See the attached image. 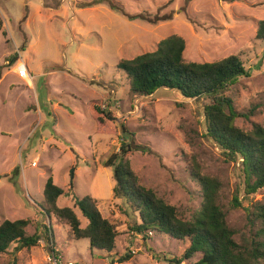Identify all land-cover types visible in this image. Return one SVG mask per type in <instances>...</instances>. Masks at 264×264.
Segmentation results:
<instances>
[{
  "label": "rangeland",
  "instance_id": "obj_1",
  "mask_svg": "<svg viewBox=\"0 0 264 264\" xmlns=\"http://www.w3.org/2000/svg\"><path fill=\"white\" fill-rule=\"evenodd\" d=\"M92 0H0V60L16 54L31 73L27 86L13 70L0 78V222L27 219L28 235L40 224L51 225L58 260L50 257L43 239L29 248L0 255V264H112L118 253H130L119 264H171L188 242L164 233L147 232L146 240L129 228L138 221L121 198L112 195V167L104 161L116 152L123 135L119 127L105 131L89 107L101 102L133 133L126 153L132 170L146 187L154 188L180 210L199 205V186L189 173L196 161L203 174L221 181L220 197L235 239L252 232L245 206L264 203V187L236 208L243 197L239 160L231 161L203 136V105L210 99H185L179 92L158 88L151 95L129 91L119 59L152 51L171 34L185 41L186 61H215L237 54L247 75L225 94L237 116L235 125L250 130L264 121V41L255 38L264 19V0H114L129 19L106 2ZM24 45V50L21 49ZM89 104V107H88ZM141 146V147H137ZM143 146L148 151L142 152ZM36 164L31 162L36 159ZM72 170V171H71ZM72 175V178H70ZM51 176L65 194L60 207H73V197L90 195L101 215L115 224L116 247L111 253L90 249L87 239L71 240L67 226L43 211V185ZM237 193V194H236ZM85 225V219L74 208ZM199 253L180 264H192Z\"/></svg>",
  "mask_w": 264,
  "mask_h": 264
},
{
  "label": "trees",
  "instance_id": "obj_2",
  "mask_svg": "<svg viewBox=\"0 0 264 264\" xmlns=\"http://www.w3.org/2000/svg\"><path fill=\"white\" fill-rule=\"evenodd\" d=\"M108 3L109 7L129 19L145 18L141 14L127 15L120 4L114 0H92L79 5ZM0 18V28H1ZM255 38L264 41V19L257 22ZM24 50V45H21ZM184 39L171 34L159 40L155 49L143 52L130 59H119L116 68L126 74L129 91L134 95L147 96L158 88H167L179 92L185 99H210L203 105V136L220 148L227 159L239 160V172L242 176L243 197L234 195L231 208L239 207L247 201L249 195L264 187V121L253 123L250 130L235 125L237 116L248 118V114L236 112L230 96L225 91L239 77L247 75L244 62L239 55L230 54L215 61H186L183 56ZM9 66L17 61L16 54L9 56ZM0 66V78L2 76ZM89 107V104H88ZM89 109L99 125L105 131L121 130L123 139L118 150L104 161L105 167H112L114 185L112 195L121 198L128 207L138 214V221L130 230L146 240L147 232L155 231L176 239H186L188 246L179 258L169 259L171 264H180L199 253L200 257L192 264H264V203L251 202L245 206L249 225L253 228L250 235L235 239V230L226 221V209L221 201V181L203 174L196 161H193L190 177L199 186V205L191 210H180L170 204L157 190L146 187L132 170L126 153L132 150L130 143L133 133L127 131L122 121L107 111L101 102L93 103ZM133 142V141H132ZM141 147V146H137ZM142 152L148 151L143 146ZM43 211L47 216L67 226V236L71 240L87 239L90 249L111 253L116 247L117 230L114 223L103 217L97 208V200L90 195L73 197V207L57 205V199L65 194L63 188L54 183L49 176L43 185ZM237 194V193H236ZM250 199V198H249ZM78 209L85 219V225L77 216ZM27 219H4L0 222V255L7 254L8 247L16 243L12 253L36 245L40 239L50 255L57 257L54 251V234L51 225L40 224L34 233H26ZM130 253H118L119 262L130 258ZM11 264H15V258Z\"/></svg>",
  "mask_w": 264,
  "mask_h": 264
},
{
  "label": "built area",
  "instance_id": "obj_3",
  "mask_svg": "<svg viewBox=\"0 0 264 264\" xmlns=\"http://www.w3.org/2000/svg\"><path fill=\"white\" fill-rule=\"evenodd\" d=\"M18 59L21 60V58H18ZM18 59L13 65L9 66V59L5 58L3 60H0V66H3L5 68H9L10 70H13V72H15L24 81H31L32 80V75L29 72L26 64L25 63H20L21 61L19 62ZM36 160H37V157H36V159H34L31 162L32 166L36 164ZM54 251H56L55 247H54ZM50 257H52L54 260H58V255H57V257H53L52 255H50ZM66 264H71V262H66ZM112 264H119V262L114 261V262H112Z\"/></svg>",
  "mask_w": 264,
  "mask_h": 264
},
{
  "label": "crops",
  "instance_id": "obj_4",
  "mask_svg": "<svg viewBox=\"0 0 264 264\" xmlns=\"http://www.w3.org/2000/svg\"><path fill=\"white\" fill-rule=\"evenodd\" d=\"M27 68H28V67H27ZM32 80H33V77H32ZM32 80H31V81H25L26 85L31 87V86H32ZM23 81H24V80H23Z\"/></svg>",
  "mask_w": 264,
  "mask_h": 264
},
{
  "label": "water",
  "instance_id": "obj_5",
  "mask_svg": "<svg viewBox=\"0 0 264 264\" xmlns=\"http://www.w3.org/2000/svg\"><path fill=\"white\" fill-rule=\"evenodd\" d=\"M72 171V170H71ZM70 178H72V175H71V177Z\"/></svg>",
  "mask_w": 264,
  "mask_h": 264
}]
</instances>
